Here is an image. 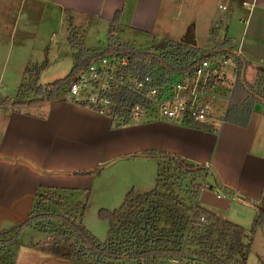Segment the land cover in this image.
<instances>
[{
    "label": "crops",
    "instance_id": "1",
    "mask_svg": "<svg viewBox=\"0 0 264 264\" xmlns=\"http://www.w3.org/2000/svg\"><path fill=\"white\" fill-rule=\"evenodd\" d=\"M242 1L217 0L213 9L222 11L217 15L208 10L207 0H0V7L7 8L0 20L3 27L0 29V91L3 92L6 84L17 88L28 62L38 64V60L32 59L36 58L35 51L30 52L38 42L45 45L39 55L45 57L39 58L46 60V64L37 73L36 83L44 84L41 77L57 57L54 45L59 46L62 40L70 45L69 38L76 36L68 30L71 22L86 29L76 36L84 45L88 34L106 26L102 47L115 10L119 11L115 28L118 23H124L131 29L160 32L169 28L167 22L176 18L171 12H181L187 4L197 6L203 14L199 23L204 21L207 26L217 28L213 41L218 42L221 34L227 39V47L231 45L246 60L244 76L251 81L256 70L264 71V0H245L246 4ZM191 24L195 38L196 26ZM59 32L63 38L58 37ZM209 43L207 38V46H197L207 48ZM24 46L30 47L22 60ZM4 77L13 80L3 82ZM65 95L19 108H0V228L28 217L38 186L75 190L106 188L109 180L102 179L105 167H112V184L125 179L119 196L120 192L123 196L122 188L125 191L128 186L135 192L147 190L155 183L158 167L157 158L143 153L147 149L175 153L202 164L212 173L210 181L217 180L232 189L231 194H221L200 187L196 195L200 206L238 224L248 214L254 217L264 186V102L253 104L245 125L224 120L226 103L222 107V101L216 102V112L206 118L211 126L204 128L180 117L161 118L153 114L120 124L72 102ZM208 106L212 114L214 106L212 112L211 104ZM80 170L90 172L75 173ZM251 203L254 207L248 213L246 207ZM35 242L19 243L10 264L67 263L59 251Z\"/></svg>",
    "mask_w": 264,
    "mask_h": 264
},
{
    "label": "rangeland",
    "instance_id": "2",
    "mask_svg": "<svg viewBox=\"0 0 264 264\" xmlns=\"http://www.w3.org/2000/svg\"><path fill=\"white\" fill-rule=\"evenodd\" d=\"M214 3L216 4L217 0H207V8L209 11H213L214 13H217V15H220L222 11L217 8H215L217 10L214 11ZM174 6L175 4H173V7ZM181 9V12L178 11L176 14L175 11L171 12L170 15L176 18L172 19L170 22H167L169 28L162 29L160 31L161 33L157 32L156 30L152 32H143L140 30L131 29L125 26L124 23H118L114 30V35H116L121 42H129L130 44L134 45V47L148 51H159L161 53L164 48L176 46L181 34L184 32L186 27L190 25L191 22H193L194 26H196L195 39L199 46H207L205 41L207 38H210V43L208 44L209 47L207 48H201L198 47L196 43L194 44L200 49L212 50V54L207 56V59L210 60V63H212L214 59L222 58L223 56L234 52L231 45L227 47V39L225 37L223 38L221 34L219 35L218 42L213 41L215 40L213 39V35L218 33L217 28H213V26H207V23L204 21L199 23V17L203 14L198 10L197 6L187 4V6ZM5 12L7 13V8H4L2 5L0 7V20H2L1 17L4 16ZM69 20L70 18H67V21L70 24L71 20ZM4 22L5 20H3L1 24ZM84 23L85 26H87V23ZM73 24L75 23L71 22L68 30L74 32L77 37L83 34L84 30L86 31V29L83 30L76 25L73 26ZM1 28L3 30V27H0V29ZM105 35L106 26L104 30L97 28L93 34L87 35L85 38V45L90 49H98L102 43H104ZM63 36V33L59 32L58 37L63 38ZM76 36H74L76 38L74 42L79 39ZM49 46L50 45H48V48ZM29 47L30 46H24L23 49L25 51H23L24 55L22 56V60H24L28 55L27 49ZM44 47L45 45L38 42L31 48L30 52L33 50L35 51L34 55H36V58L32 59L38 60V64L41 62V60H43V58L39 57H45L39 56L41 48ZM54 47L56 50H58L57 57L51 62L49 69L42 75L41 78L43 83L62 77L64 74H66L71 65V51L75 47L68 45V43L63 40L62 44H59V46L54 45ZM19 64L21 66V64L23 65V62L21 61ZM29 64L30 62H28V65ZM149 64L152 65L153 63L150 62ZM235 65L221 64L217 62L214 65L213 70L207 76L205 75L206 77L200 76L198 79V101L207 102L208 104L210 103L211 112L214 110L212 114H209L208 108L205 112L206 116L214 115L216 112L215 106L217 107L216 102L220 103L222 101V107L224 106V103H227L226 101L229 99L234 83ZM156 66L157 65H153L154 69H156ZM24 72L25 75H23L17 88L15 86H10V84H6L7 86L2 88L3 92H0L2 94L11 95L12 97L21 96L24 100L38 96L34 91L36 85V79H33L34 73L32 72L30 75H28L25 70ZM253 75L254 77L252 80L255 78V74ZM2 79L3 82L6 80L7 82L13 80V78L7 77ZM66 92L67 83L60 88L59 94H65ZM239 95H241V93H239L238 96ZM42 96H44V94H42ZM220 97L221 99H219ZM213 106L214 108L212 110ZM179 117L181 119L190 121L185 115H180ZM160 164V172L162 173L164 172L162 161ZM103 171L104 173L102 175V179L109 180L106 188L98 187L91 188L90 190L84 188L78 190L74 189L75 191L65 188L66 190L63 192V194L60 193L62 194V197L59 199L53 198L52 200H44L35 198L29 218L26 224L21 227L19 232L14 234L16 227L11 225L2 228L6 229V232L0 234V241L5 240V243H0V264L10 263L13 250L17 247V245L22 242L28 243L31 240H35V244H41L46 246V248L49 247L52 250L59 251L63 258L66 259V264H215L210 263L202 255L208 250V243L210 240L208 238H202L199 239V243H197L198 239L197 242L191 243L192 239H196V235H193L192 231H186V228L182 230V242L178 246V253L172 258L161 255H156L153 258L145 259L140 257H129L127 256V251L125 249L123 250L124 244H121L119 250H117L120 253L118 258L103 257V259H101V257H98L96 254H92L87 245L81 243L76 237L75 233L65 224H63L62 221L54 214L60 213L71 215L73 213L72 208L76 207L77 210H81L80 222L94 236L96 240L102 243L106 239L108 241V237L110 236L111 242L116 243V241H118L120 238V234L112 232L109 236H107L108 221L105 217H102L98 214V209L100 207L112 209L113 207H116L120 204L123 196H121V192L119 196L118 192L119 189H121V184L125 183V179L115 182L114 185L112 184V181H110V177L113 173L112 167H105ZM208 171H210V169H208ZM175 172L177 171H175V169L172 170V168L167 171V173L172 174ZM203 173L204 171H199L195 168L188 172L179 173V175L167 176V178L164 177L165 175L162 173L157 180L158 192L170 200H178L181 197L184 204H188L187 196L189 194V190L193 189L196 184H201L203 181L209 180V173ZM97 180L100 181L99 179ZM153 185L154 182L151 183L146 189L148 190ZM130 187L131 186H128L125 191L122 188L121 191L123 195L124 192H126ZM170 203L167 201H157L155 199L153 201L146 202L141 207V209H139L138 206V208L135 210V216L133 217V223L138 227L137 232H140L141 234L151 230L153 234H156V232L158 233L160 231L162 226L167 227L169 222ZM81 207H83V210ZM252 207H254V203H251L246 207L248 213L252 211ZM241 225L244 229V234L242 237L243 242L248 243V251L244 255V264H264V232L260 226H253V218L251 217V214H248V217L243 220ZM25 227L29 229H24ZM22 229H24V231L23 233H20ZM135 233L136 231L130 229L126 235H132ZM216 251L219 252L217 249ZM242 255L243 253L241 251L238 253V258H242Z\"/></svg>",
    "mask_w": 264,
    "mask_h": 264
},
{
    "label": "trees",
    "instance_id": "3",
    "mask_svg": "<svg viewBox=\"0 0 264 264\" xmlns=\"http://www.w3.org/2000/svg\"><path fill=\"white\" fill-rule=\"evenodd\" d=\"M119 15V11L115 10L107 28L106 44L98 49L87 48L82 40L71 36L69 44L74 46L72 51L71 65L62 77L55 78L47 81L44 84L36 83L35 93L38 96L24 100L21 96L10 97L0 92V108H19L24 105L36 104L45 101H50L57 97L60 93V88L69 82L70 78L79 70L84 68L91 59L103 55L110 51H120L129 53L137 57L147 56L150 62V70L161 81L166 79V76L173 77L174 74L184 70H192L197 63L207 56L212 54L211 49H200L195 45L184 43L180 40L174 47L164 48L160 53L159 51H148L141 48L134 47L129 42H121L114 35L115 24ZM46 64V60H42L39 64L26 65L24 67L28 75L34 73L33 79L37 78V73ZM153 65H157L154 69ZM247 65L246 60L238 55L236 57L235 78L233 87L230 92L229 99L226 103L223 119L245 125L248 121L249 114L256 101L264 102V71L259 68L255 72V78L248 81L244 76V70ZM241 95L238 96V94ZM44 94V96H42ZM128 96L127 92H124ZM235 96V97H234ZM235 98V99H234ZM192 125L208 128L211 125L206 121L190 120ZM144 154L155 157L158 159V167L154 185L146 191L135 192L129 188L123 195L120 204L112 209L100 207L98 214L105 217L108 221L107 236L112 232L120 234V238L116 243L111 242L110 236L104 242H99L94 236L84 227L80 222L81 210L72 208L73 213L67 214H54L58 217L63 224L71 229L79 241L91 250L92 254L98 257L105 258H118L121 244L123 250L127 251L129 257L153 258L156 255L167 256L172 258L178 253V246L182 240V230L192 231L196 235V239H192L191 243L198 242L199 239L208 238V250L202 255L210 263L215 264H244V255L248 251V243L243 242L244 229L242 225L232 222L225 218L216 216L213 212L200 206L196 200L197 191L200 187H205L214 190L221 194H231L232 189L223 186L217 180L203 181L201 184H196L193 189L189 190L187 196L188 204H184L183 199L180 197L178 200H170L163 194L158 192L157 180L163 173L167 176L179 175V173L188 172L192 169L202 170L203 174H212L208 171L206 166L187 160L175 153L156 151L147 149L143 151ZM163 163L164 172H160V163ZM177 172L167 173L169 169ZM94 172L98 171L96 169ZM90 171L80 170L75 173H88ZM66 189L63 187H42L38 186L35 191L36 199L52 200L53 198L59 199L62 197ZM71 190L75 191L74 188ZM62 193V194H60ZM171 202L169 205V222L168 226H162L160 231L153 234L151 230L146 233H138V227L133 223L135 210L146 203L153 200ZM35 201V200H34ZM33 205V203H32ZM32 205L30 212L32 210ZM83 210V207H81ZM29 212V214H30ZM53 215V214H51ZM200 216L203 218L201 219ZM28 217L20 223L12 224L15 226V232H19L21 227L27 222ZM260 226L264 232V186L259 200L256 202L255 214L253 217V226ZM136 231L135 234L126 235L129 230ZM120 231V232H118ZM6 232V229L0 228V234ZM110 239V240H109ZM135 239V240H134ZM110 242V243H109ZM0 243H5L0 241ZM212 247V248H211ZM216 249L219 251L217 252ZM242 251V258H238V253ZM10 264V263H8Z\"/></svg>",
    "mask_w": 264,
    "mask_h": 264
},
{
    "label": "built area",
    "instance_id": "4",
    "mask_svg": "<svg viewBox=\"0 0 264 264\" xmlns=\"http://www.w3.org/2000/svg\"><path fill=\"white\" fill-rule=\"evenodd\" d=\"M237 56L234 50L212 63L205 58L192 70L166 76L161 81L150 70L147 56L140 58L110 51L91 59L77 71L67 83L66 93L72 102L105 114L120 124L139 121L151 114L161 118L185 115L189 120L206 121L209 106L197 99L198 79L207 76L217 62L235 65Z\"/></svg>",
    "mask_w": 264,
    "mask_h": 264
},
{
    "label": "water",
    "instance_id": "5",
    "mask_svg": "<svg viewBox=\"0 0 264 264\" xmlns=\"http://www.w3.org/2000/svg\"><path fill=\"white\" fill-rule=\"evenodd\" d=\"M179 40L184 42V43L191 44V45L195 44V38L193 36V26H192V24H190V25H188L186 27L184 32L179 37Z\"/></svg>",
    "mask_w": 264,
    "mask_h": 264
}]
</instances>
